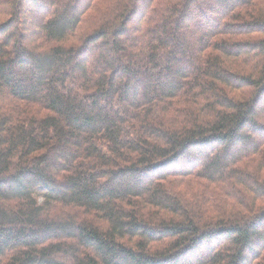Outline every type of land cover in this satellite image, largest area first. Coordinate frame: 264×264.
Here are the masks:
<instances>
[{
    "label": "trees",
    "instance_id": "obj_1",
    "mask_svg": "<svg viewBox=\"0 0 264 264\" xmlns=\"http://www.w3.org/2000/svg\"><path fill=\"white\" fill-rule=\"evenodd\" d=\"M0 264H264V0H0Z\"/></svg>",
    "mask_w": 264,
    "mask_h": 264
}]
</instances>
